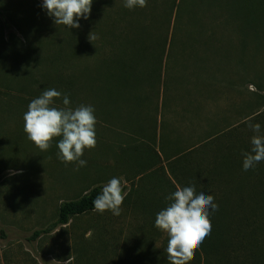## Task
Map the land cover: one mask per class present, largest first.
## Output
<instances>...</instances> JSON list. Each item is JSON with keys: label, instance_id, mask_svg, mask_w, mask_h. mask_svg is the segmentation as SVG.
<instances>
[{"label": "rangeland", "instance_id": "1", "mask_svg": "<svg viewBox=\"0 0 264 264\" xmlns=\"http://www.w3.org/2000/svg\"><path fill=\"white\" fill-rule=\"evenodd\" d=\"M42 4L0 0V264H149L168 242L150 204L171 203L180 185L171 166L193 146L195 174L210 176L214 200L231 194L233 227L260 222L239 250L244 261L260 257L264 161L244 171L243 154L249 122L264 135V0H147L133 9L93 0L79 28L56 25ZM49 88L72 108L94 106L86 166L59 159L62 136L41 151L24 131L29 103ZM113 177L127 193L119 216L94 210L35 237L62 202Z\"/></svg>", "mask_w": 264, "mask_h": 264}, {"label": "clouds", "instance_id": "2", "mask_svg": "<svg viewBox=\"0 0 264 264\" xmlns=\"http://www.w3.org/2000/svg\"><path fill=\"white\" fill-rule=\"evenodd\" d=\"M93 0H43L42 7L56 25L79 28V18L87 19L91 13ZM128 9L146 7L147 0H125ZM97 37L90 33L93 42ZM63 96L64 107H56L54 98ZM92 105L70 106L67 94L49 88L33 99L24 113V131L41 151L50 148L54 137H61L58 142V157L62 162H78L80 167L87 161L81 159L85 148L96 146V116ZM254 135L251 138V151L244 153L243 169L248 171L264 161V135H261L259 123H248ZM166 199L171 201L156 214L155 226L166 232V247L169 264H188L195 255L202 241L212 229L210 216L218 210L214 195L209 192H196L195 185L176 186ZM127 196L123 191L121 178L113 177L103 185L102 191L93 200L94 209L100 213L110 210L113 215L121 214V205Z\"/></svg>", "mask_w": 264, "mask_h": 264}, {"label": "trees", "instance_id": "3", "mask_svg": "<svg viewBox=\"0 0 264 264\" xmlns=\"http://www.w3.org/2000/svg\"><path fill=\"white\" fill-rule=\"evenodd\" d=\"M123 71L124 73L127 72L126 69ZM196 148L197 146H193L190 147L189 150L187 149L185 151V155L183 154V164L179 163V165H177L176 162L172 164V173L175 176L179 175L177 177L181 187L194 184L197 193L203 191L205 194H209L208 180L210 179V176L205 175L204 172L201 175H196L194 171L193 161L196 159L192 156L197 153ZM196 165L200 166L201 164L197 163ZM220 166L221 164H215V172ZM212 177L214 178V174ZM101 191L102 186L98 185L78 199L62 202L59 207V214L56 221L50 224L46 229L37 230L34 233L35 237L41 236L44 233H51L59 226L68 224L73 216L94 211L93 200L101 193ZM230 199L231 194L226 196V198L224 197V199L220 198L218 201L214 200V202L218 204V210L213 212L210 216L212 224L211 232L202 241L199 248L195 251L193 259L189 261L188 264H260L259 260L264 262V252L261 251V247H263L264 244L260 240L259 242H255V250L259 253L260 257L255 256L252 262L244 261V257L239 253L241 247H243L246 251L243 241L245 243V237L252 239L253 235L250 231H252L253 234H256L259 230L260 222L259 224L257 222L252 224L250 229H248V227H244L243 224L240 225L241 227H233L234 224L229 221L233 218V212L229 203ZM238 199L240 200L241 196L237 198L235 204L239 209H241L242 204ZM159 203V201H154V204L153 202L150 204V206L154 207H151V210L148 212L151 216L154 215V220L156 219V214L160 211L159 207V209L155 207ZM245 233L247 235H245ZM237 253L239 254L235 257L234 254ZM148 263L169 264L166 250H157L154 252L153 257L149 258Z\"/></svg>", "mask_w": 264, "mask_h": 264}]
</instances>
